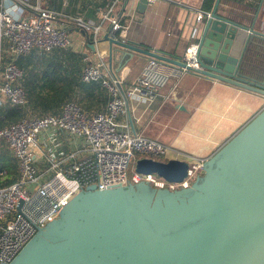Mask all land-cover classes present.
<instances>
[{
    "label": "water",
    "instance_id": "95a60500",
    "mask_svg": "<svg viewBox=\"0 0 264 264\" xmlns=\"http://www.w3.org/2000/svg\"><path fill=\"white\" fill-rule=\"evenodd\" d=\"M219 2L201 25V69L191 74L264 98V32L220 14ZM146 8L147 0H139L137 9ZM102 41L111 69L113 61L134 54L184 66L182 57L108 35ZM188 168L182 159L134 163L136 173L165 183L182 182ZM9 264H264V106L205 160L189 187L145 181L88 187L38 228Z\"/></svg>",
    "mask_w": 264,
    "mask_h": 264
},
{
    "label": "built area",
    "instance_id": "2783aa9c",
    "mask_svg": "<svg viewBox=\"0 0 264 264\" xmlns=\"http://www.w3.org/2000/svg\"><path fill=\"white\" fill-rule=\"evenodd\" d=\"M40 1L0 0V99H6L12 106L25 103V92L18 84L22 71L15 60L35 49L45 52L71 49L68 26L72 25L94 47L95 55L83 58L86 66L82 81L99 83L107 90L110 100L102 114H85L74 103H67L59 116L24 118L0 130V140L12 151L19 173L16 183L0 188V264H9L38 228L56 219L62 207L88 187L105 190L145 181L159 188H187L201 175L205 162L183 155L189 168L180 183H165L157 177L136 173L137 159L157 160L176 152L135 131L133 126L130 128L126 119H131V103L147 107L154 103L172 77L181 78L201 69L197 44L185 50L181 67L148 58L141 76L125 88V74L117 75L109 67L106 42L102 41L101 33L104 25H108V37L126 43L139 0H126L121 14H116L117 0L112 1L98 21L71 16L53 7L44 8ZM156 1L147 0V6ZM209 16L208 12H199L196 19L201 21ZM120 117H125L126 122H118ZM48 129L82 141L81 149L69 157L71 163L67 168L59 167L64 160L51 162L45 171H40L36 165L39 135Z\"/></svg>",
    "mask_w": 264,
    "mask_h": 264
},
{
    "label": "crops",
    "instance_id": "0c3cea01",
    "mask_svg": "<svg viewBox=\"0 0 264 264\" xmlns=\"http://www.w3.org/2000/svg\"><path fill=\"white\" fill-rule=\"evenodd\" d=\"M112 1L115 0L40 2L44 8L53 7L71 16L98 21ZM215 1L211 3L208 13L212 11ZM247 1L220 0L218 12L264 32V1L258 12L259 2L252 8ZM125 3L126 0H117L116 14L122 13ZM199 12H206L205 0H157L152 6H147L143 13L137 11L130 24L127 43L153 53L182 57L190 45L198 42L204 22V19L197 21ZM68 31L72 38L71 50L83 58L85 55L92 58L95 53L84 34L70 25ZM108 31L109 26L104 25L102 38ZM104 44L108 50L107 43ZM33 60L30 62L32 66L37 62V59ZM147 60V56L137 54L131 59L121 58L117 63L112 62V71L117 75L125 74L124 87L129 88L141 76ZM0 101V106L7 104L6 99ZM131 105V119L126 118L130 128L133 126L135 131L176 152L170 153L165 161L183 160V155L206 160L263 108L264 98L190 73L181 78L172 77L151 105ZM126 119L120 117L118 122L124 123ZM81 146V139L64 132L52 129L43 131L38 139L36 165L40 171H45L51 162L64 160L65 163L59 167L67 168L71 163L69 157L76 154Z\"/></svg>",
    "mask_w": 264,
    "mask_h": 264
},
{
    "label": "trees",
    "instance_id": "16d2710c",
    "mask_svg": "<svg viewBox=\"0 0 264 264\" xmlns=\"http://www.w3.org/2000/svg\"><path fill=\"white\" fill-rule=\"evenodd\" d=\"M212 2L205 0L206 12ZM257 2L259 0H248L247 4L255 8ZM33 59L37 62L32 66ZM15 63L22 71L18 84L25 92V103L12 106L7 102L0 106V130L24 118L59 116L67 103H74L89 115L105 112L110 96L99 83L82 81L85 62L79 53L71 49L49 52L35 49L18 57ZM18 179L17 160L7 144L0 140V188L8 187Z\"/></svg>",
    "mask_w": 264,
    "mask_h": 264
},
{
    "label": "rangeland",
    "instance_id": "374dc122",
    "mask_svg": "<svg viewBox=\"0 0 264 264\" xmlns=\"http://www.w3.org/2000/svg\"><path fill=\"white\" fill-rule=\"evenodd\" d=\"M261 59H264V57H262ZM167 159V157H160V158H157V160H159V161H165ZM155 177V176H154ZM155 179H157L156 177H155ZM151 185V187H154L152 184H150Z\"/></svg>",
    "mask_w": 264,
    "mask_h": 264
}]
</instances>
